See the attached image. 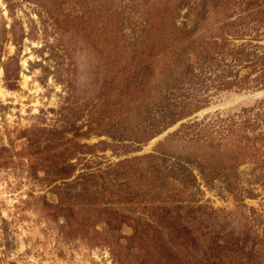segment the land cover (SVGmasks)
I'll return each mask as SVG.
<instances>
[{
  "label": "rangeland",
  "instance_id": "obj_1",
  "mask_svg": "<svg viewBox=\"0 0 264 264\" xmlns=\"http://www.w3.org/2000/svg\"><path fill=\"white\" fill-rule=\"evenodd\" d=\"M0 264H264V0H0Z\"/></svg>",
  "mask_w": 264,
  "mask_h": 264
}]
</instances>
